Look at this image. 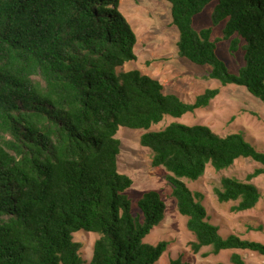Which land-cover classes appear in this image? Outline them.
<instances>
[{
	"label": "trees",
	"instance_id": "1",
	"mask_svg": "<svg viewBox=\"0 0 264 264\" xmlns=\"http://www.w3.org/2000/svg\"><path fill=\"white\" fill-rule=\"evenodd\" d=\"M176 27L177 55L209 68L221 86H240L264 105V0H164ZM215 4L211 24L194 17ZM119 0H0V264H156L167 240L144 241L164 217L155 190L131 212L125 191L132 179L118 170L120 127L143 130L139 145L151 165L167 172L177 212L194 235L193 252L231 251V264H244L238 251L264 257V243L222 236L209 221L203 194L182 179L200 178L245 158L259 164L245 180L222 176L213 193L233 212L254 208L261 192L250 180L264 174V151L235 131L219 134L205 124L172 121L209 105L219 87H207L190 102L165 93L162 83L137 68L136 35L118 9ZM224 22L221 38L213 28ZM243 53L232 73L217 54ZM249 229H254L250 227ZM256 229L261 230L258 226ZM97 234L90 259L73 234ZM167 264H184L180 257ZM214 264H225L218 261Z\"/></svg>",
	"mask_w": 264,
	"mask_h": 264
},
{
	"label": "rangeland",
	"instance_id": "2",
	"mask_svg": "<svg viewBox=\"0 0 264 264\" xmlns=\"http://www.w3.org/2000/svg\"><path fill=\"white\" fill-rule=\"evenodd\" d=\"M214 2L209 3L194 17L193 26L201 29L211 24ZM119 11L130 24L136 35L134 52L136 60L126 62L120 70L139 69L159 80L165 93H174L185 101H192L207 87H219V94L209 105L186 113L179 118L166 116L160 123L152 125L150 130H158L172 121L185 124H205L219 134L242 132L257 149L264 151V105L240 86H221L217 80L207 77L209 68L197 66L177 55L176 42L178 32L171 23L170 6L164 0H119ZM224 22L213 28L212 38H221ZM229 41L217 43V54L232 73L243 65L241 48L235 55L228 52ZM143 130L120 127L116 137L120 140V152L117 157L118 170L132 179L131 186L125 193L131 201V212L136 215L139 209L136 201L149 190L157 191L165 203L163 219L155 225L144 238L145 242L155 244L167 240L168 246L156 264H167L170 259L180 257L184 264H214L222 261L231 264V251L223 250L217 254L209 253L210 247H203L193 252L191 242L194 235L186 229V218L180 215L171 197V188L166 180L167 172L162 167L151 165V153L139 145V136ZM259 164L240 158L227 169L215 171L207 166L204 174L196 180L182 179L191 191L203 194L202 203L209 216V221L219 228V233L226 236L235 233L241 238L264 243V174L252 178L262 196L257 205L245 211L233 212L231 207L236 202L220 203L213 193L222 176H234L245 180ZM261 226L262 229H256ZM250 227L254 229H249ZM97 234L78 231L73 240L82 244L80 254L87 262L91 257L92 245ZM244 264H264V257L254 252L238 251Z\"/></svg>",
	"mask_w": 264,
	"mask_h": 264
}]
</instances>
